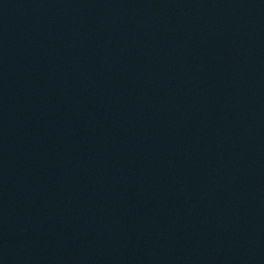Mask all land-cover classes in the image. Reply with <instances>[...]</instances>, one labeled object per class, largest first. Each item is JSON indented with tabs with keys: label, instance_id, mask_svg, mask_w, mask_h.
<instances>
[{
	"label": "water",
	"instance_id": "1",
	"mask_svg": "<svg viewBox=\"0 0 264 264\" xmlns=\"http://www.w3.org/2000/svg\"><path fill=\"white\" fill-rule=\"evenodd\" d=\"M0 264H264V0H0Z\"/></svg>",
	"mask_w": 264,
	"mask_h": 264
}]
</instances>
